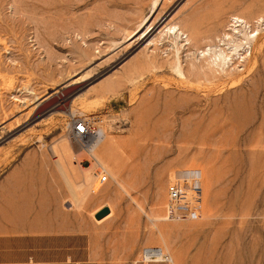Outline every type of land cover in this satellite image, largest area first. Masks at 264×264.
Returning <instances> with one entry per match:
<instances>
[{
    "label": "rangeland",
    "instance_id": "rangeland-1",
    "mask_svg": "<svg viewBox=\"0 0 264 264\" xmlns=\"http://www.w3.org/2000/svg\"><path fill=\"white\" fill-rule=\"evenodd\" d=\"M152 3L0 0V223H18L21 197L40 192L91 216L125 200L144 216L137 250L148 252L134 263L264 264V0H168L132 39ZM237 15L258 29L253 52L219 78L193 71L191 54L227 45L183 42L179 57L162 37L190 18L223 37ZM117 77L118 93L101 97ZM92 114L116 146L98 162L104 184L68 133V117ZM62 141L70 167L54 151ZM171 190L199 202L184 196L189 210L167 218Z\"/></svg>",
    "mask_w": 264,
    "mask_h": 264
},
{
    "label": "crops",
    "instance_id": "crops-1",
    "mask_svg": "<svg viewBox=\"0 0 264 264\" xmlns=\"http://www.w3.org/2000/svg\"><path fill=\"white\" fill-rule=\"evenodd\" d=\"M40 193L21 197L18 223H0V264H145L134 263L147 251L137 250L144 216L136 207L109 201L101 208L109 214L96 220L101 210L91 216Z\"/></svg>",
    "mask_w": 264,
    "mask_h": 264
},
{
    "label": "bare ground",
    "instance_id": "bare-ground-1",
    "mask_svg": "<svg viewBox=\"0 0 264 264\" xmlns=\"http://www.w3.org/2000/svg\"><path fill=\"white\" fill-rule=\"evenodd\" d=\"M166 1H168V0H153V3H152V15L149 18H144L139 23V25L137 26V28L135 30H133L132 32L128 33L129 34L128 36H131L132 39H134L137 36H139V34H141V32L149 24V22L151 21L152 17L157 12V10ZM210 15H212V14H210ZM260 18L258 17L257 20L260 19ZM193 19L194 18L185 19L184 21L179 22L177 24L171 23V24L166 25V27L164 28V32H163V36L162 37L165 38V41L167 39V40H169V42H172L175 45V47H176L175 48V52H176L177 56L180 55L179 54L180 50L183 47L186 46L183 42H187V45H192V44L197 45L201 41L204 42V39L212 38L215 41H219L221 43L220 45H222L224 43V45H227V47H228V48H225V47L222 46L223 48L222 47L220 48V46L219 47L217 46V47L213 48V47L210 46V47H207L206 49H203V50H200V51L198 49L196 51V53L194 52L193 54H191V57L193 58V56H197L198 62H199L200 59H203V61H200L199 64H198V62H196V61L194 62V60H191L190 63H191V66H192V70L193 71L198 72L199 75L200 74H203L205 77H208V78L211 76V74H213L214 77H215V73L218 75L217 72H219L220 70L223 73H225V74L226 73H229L228 72V69H230V68L232 69V67H235V65H236V61L235 60H238V62H244L246 60H250L248 58V53H250V55H249V57H250L252 55V52H253L252 51V48H251L252 45L250 46V40L255 38V36L253 35V33L256 32V31H258V29L252 30V27L249 26V22L247 21L248 18H246V16H244V15H237L233 19H232V16H231L232 21L230 20V22H229L230 24L228 25L231 28V31H230V33H227V31H224L223 30L224 31V33L222 34L223 37H221L220 32L218 31V29L216 27H210V26H212L211 24H213L212 22H211V24L209 23V25H208L211 28L209 31H207L208 32V35L207 36H203L202 33L204 31L203 32L202 31L200 32V30H201L200 27H203V26H201V25L199 26V19H196V21H194ZM215 20H216V18H215ZM260 20H263V19H260ZM251 23H253V22H251ZM231 24H233V25L230 26ZM215 25H217V24L215 23ZM251 25H253V24H251ZM228 26H227V28H228ZM247 26H248V28H247ZM220 27H222V26H220ZM227 28L225 27L224 29H227ZM208 29L209 28H207L206 30H208ZM250 29H251V31L249 32ZM144 34H146V32L143 33V35ZM150 34L151 33H148L145 36V38H147ZM143 35H141V36H143ZM185 36H186V38L183 40V37H185ZM258 38H259V36L256 38V41H258ZM92 59H94V58H92ZM179 59H181V58H179ZM176 63H178V62H176ZM235 69L238 70L237 67ZM227 77H228V75H227ZM238 77H239V75H238ZM217 78H219V77H217ZM234 84H235V82H234ZM121 85H122V78L121 77H119V78L117 77V79H113L108 85L102 87L99 90V95L101 97H103V98L106 97V96H108V95L115 96L118 93V90L121 87ZM102 122L103 121L99 118V125ZM99 128H100L99 130L101 132V137H100L99 141H97L91 147L90 153H85V156L86 157H90V158L91 157H94L97 162H99L100 160L102 162V160L104 159L105 155L108 153L106 151H108L110 149L115 150L116 146H114L113 143L108 140L105 130L103 128H101V127H99ZM108 146L110 147V149L107 150V147ZM55 147H56V144H55ZM54 149H55L54 151H56L55 153H57V154L60 155V157H61L62 161H64V163H67L69 165V167L73 165L72 164L73 163L72 162V159L74 158L73 157L74 154L71 155V153L69 152V150L67 148V145L65 143H63V141H62L61 144L59 143L57 145V147L54 148ZM105 152H106V154H105ZM79 153H83V152H79ZM105 162H107V161H105ZM67 164H65V165H67ZM63 165L64 164H62L61 166H63ZM91 168H81V169H83V172H86L87 173L89 171V173H90ZM93 168H94V171H95V169H96L95 168V165H94ZM91 171H93V170H91ZM67 173L68 172L66 171V175H67ZM94 173H93V175H94ZM71 180L72 179H70V181Z\"/></svg>",
    "mask_w": 264,
    "mask_h": 264
},
{
    "label": "built area",
    "instance_id": "built-area-1",
    "mask_svg": "<svg viewBox=\"0 0 264 264\" xmlns=\"http://www.w3.org/2000/svg\"><path fill=\"white\" fill-rule=\"evenodd\" d=\"M99 116L98 115H71L68 117V129L69 137L75 145L76 152L90 153L91 147L99 141L101 132L99 128ZM79 166H85L90 168L91 165H95V175L100 178V182L104 184L108 179V175L104 172L103 167L96 161L94 157L89 159H82L78 162ZM192 199L194 202L193 207L198 203L195 191L183 195L180 190H171L167 199L166 217L170 219L180 218L184 216V211L189 210L188 204L183 201V197ZM183 209V213L179 214V211ZM188 216V214H187Z\"/></svg>",
    "mask_w": 264,
    "mask_h": 264
},
{
    "label": "water",
    "instance_id": "water-1",
    "mask_svg": "<svg viewBox=\"0 0 264 264\" xmlns=\"http://www.w3.org/2000/svg\"><path fill=\"white\" fill-rule=\"evenodd\" d=\"M109 214V209L108 208H104L101 211H99L94 217L96 220H100L103 217H105L106 215Z\"/></svg>",
    "mask_w": 264,
    "mask_h": 264
}]
</instances>
